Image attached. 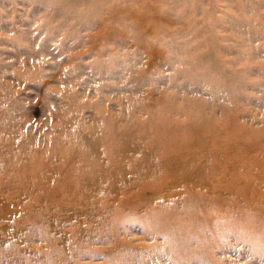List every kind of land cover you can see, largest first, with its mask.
I'll use <instances>...</instances> for the list:
<instances>
[{"label":"rangeland","instance_id":"obj_1","mask_svg":"<svg viewBox=\"0 0 264 264\" xmlns=\"http://www.w3.org/2000/svg\"><path fill=\"white\" fill-rule=\"evenodd\" d=\"M139 150L173 161L156 172L166 194L206 198L202 241L182 228L185 202L159 205L171 212L165 221L127 205L150 202L133 192L151 184L133 174ZM72 153L97 179L85 191L117 172L137 184L98 195L113 203L122 235L130 227L141 240L149 222L154 249L164 244L157 262L145 247L137 264H264V0H0V162L43 163L0 171L20 181L0 183V264H105L85 256L106 253L95 241L113 240L103 225L87 228L94 251L82 239L79 253L69 237L84 219L56 171ZM119 251L121 264H136L124 246L111 258Z\"/></svg>","mask_w":264,"mask_h":264},{"label":"bare ground","instance_id":"obj_2","mask_svg":"<svg viewBox=\"0 0 264 264\" xmlns=\"http://www.w3.org/2000/svg\"><path fill=\"white\" fill-rule=\"evenodd\" d=\"M53 1L56 2V4L63 5L73 0H53ZM88 5L89 7L93 6L91 1L88 3ZM139 154L143 159L136 161L134 168H133V174L135 176H138L137 181L147 176L148 178H150L151 184H145L140 188L138 187L137 190L133 189V186L137 184L125 178L120 172H117L112 179V184L109 185L108 187H102V186L94 187L91 189V191H85V186L91 185L90 181H96L97 179H94L92 174L83 175V172L80 171V169L83 168L85 165H88L89 164L88 162H90V160L85 157L82 158L79 155L75 156L76 155L75 153L68 155L66 160L69 158L70 160L68 162L62 163L59 168V171L58 170L56 171V174L58 173L60 177H63L62 183L60 185L61 187L60 186L58 187L59 191H62L64 193L63 197L66 196V193L70 195L68 198H66L67 200L75 201L78 203L80 207V215L84 219L80 224L77 223L78 225L75 226L74 230L71 229L73 232L69 236V237L75 238V240L73 241L75 245L77 246L79 253L85 252V250L83 249V246L81 245L83 242H80V240L83 239L85 241L84 246L89 245V242H88L89 232L87 228H92L94 226L91 229V231L94 233H98L99 227L103 225L105 229H108L109 234H110V235L109 234L107 235V238L109 239L111 237L112 239L113 237V240H111V243L103 242L104 240L103 237H96L95 238L96 242H99V244L101 243L102 245L105 244L103 245V247H106V250H105L106 253L103 255L99 253V251H94L93 248H90L91 246H88L87 251H94V252L89 253L88 255H85L86 257H89L91 259L97 258V257H103L106 260L105 264H121L122 260L126 258L124 256L122 257L121 251H119L118 253H115V255L112 258L111 256L113 252H115L118 249L119 246H124L125 251L130 253L128 256V261L130 262L137 264L136 260H137L138 254H143L145 247H153V248H148L145 250L146 256H148L150 260H152V257H154L152 260L153 263L157 262L158 258H160V256H158V252L164 248V244L160 243L159 248L154 249V247H156V243H157L156 239L158 236L156 237L153 236L152 238L151 235L154 233V231L149 232V230H145L146 228L149 227V222L147 224V227L141 230V232L144 233L145 238L140 236L139 239L141 240H138V241H135L134 238H132L133 236L132 228L127 227L124 230V235H122L119 232V230H117V227L119 226V224L117 220L118 218L116 219V217H114L112 213L114 210L113 203L106 202L107 200L112 199V197L115 195L114 191L116 188L118 189L124 188L126 191H130L133 189V192H138L137 194L139 196L144 197V198L147 197L146 199H149L150 202L153 201L152 203L146 201V205H144L143 207L139 206V208H137L136 205H134L131 201L133 200V198L132 197L129 198L127 205L133 207L132 210L134 211V213L136 212V210L139 212L149 210V215L154 216V219L157 218L158 221H165L166 219L170 217L171 212L158 211L157 209L160 207L159 205H163V204H166L167 202H172V201L182 202V203L185 202L189 204V206H187L189 210L187 214L189 215V217L185 221V223L182 225V228H184L185 231L187 232L196 233L197 235L199 234L198 233L199 228L207 227L206 225L203 224L204 221L207 220V217L199 216V207L207 205L208 201L206 200V198L194 194V193H200L199 191L196 190L194 191V193L184 196L182 194H185L188 192L187 189H184L185 192L184 193L182 192V194L178 195L180 197L169 196V194H166V191L171 190L169 180H163V182H159L161 183V187H157V184L156 186L154 185V182L155 181L157 182L160 178V176L156 175V172L162 167L171 166L173 161L170 160L166 163L154 162L150 158V152L145 151V150H139ZM142 163L146 164L148 168L147 171L141 170L140 165ZM23 164H31L30 166L32 167L43 166V163H40L36 160L21 161L17 163V159H15L14 161L12 157L2 156L1 162H0V171L6 172L5 167L13 168V173L15 174L17 173V168L19 166H22ZM99 174H102V173L100 172ZM19 182L20 181L15 175L12 176L11 178H9L8 176L0 178V183L2 184L14 183L15 185H17V183ZM55 185L57 187L58 182H55ZM149 192H151L152 196L155 193L158 195L155 201L149 198ZM99 194H105V196L109 198H107V200L105 197L98 198ZM91 195L92 197H94L93 199H90V200L86 199L87 201L84 200L85 198L83 196L90 198ZM152 198L154 199V197ZM63 201L64 200L59 201L58 203H56L55 206H57L58 208H62L64 206V204L62 203ZM41 210L42 212H44L45 210L44 207ZM216 210L218 211V208H216ZM123 211L125 212V208L121 209L120 212H123ZM44 213H45L44 220H46L48 223H53V219L51 218V216L47 215L46 212ZM217 214H219V212H216L213 209L210 212V215H217ZM174 217H175V214H174ZM142 221L145 222V220H142ZM158 221H153L152 224H154L156 227L161 226L162 223ZM115 227H116V232L114 231ZM151 229H154V228L151 227ZM52 231H57V229L49 230V232L51 233ZM163 233L168 235V233L164 230H163ZM59 235H60L59 242L60 243L64 242L66 239L65 234L59 233ZM142 238L147 239V240L149 239L150 241L148 242H150V244L144 242V239ZM203 239L204 238L202 234H199L196 240L202 241ZM45 241L47 242V239H45ZM138 263H139V259H138Z\"/></svg>","mask_w":264,"mask_h":264}]
</instances>
